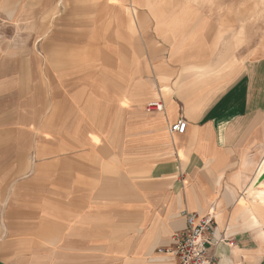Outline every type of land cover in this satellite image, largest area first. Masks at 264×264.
Wrapping results in <instances>:
<instances>
[{
	"label": "crops",
	"instance_id": "0c3cea01",
	"mask_svg": "<svg viewBox=\"0 0 264 264\" xmlns=\"http://www.w3.org/2000/svg\"><path fill=\"white\" fill-rule=\"evenodd\" d=\"M58 2L67 19L59 25ZM71 7L72 0H0V203L24 186L32 201L20 209L37 215L30 227L15 219L11 233L0 231V264H174L171 235L184 229L183 211H212L217 234L232 242L210 249L215 264H264V26L244 25L243 42L230 49L229 20L217 27L197 8L199 36L171 59L163 51L159 77L169 86L181 67L210 63L222 67L211 80L219 83L201 104L175 93L165 103L158 90L153 98L151 90L101 89L100 60L81 56L73 65ZM134 11L143 37L147 18L137 21ZM157 23V37L165 40V28L180 36L183 23ZM75 30L86 44L88 31ZM124 49L134 65L129 82L142 66L141 76L160 85L149 53ZM148 98L163 109L144 110ZM178 119L186 122L181 134L169 131Z\"/></svg>",
	"mask_w": 264,
	"mask_h": 264
},
{
	"label": "rangeland",
	"instance_id": "374dc122",
	"mask_svg": "<svg viewBox=\"0 0 264 264\" xmlns=\"http://www.w3.org/2000/svg\"><path fill=\"white\" fill-rule=\"evenodd\" d=\"M189 4L192 11L186 21L179 27L177 33L179 37H173L170 34V28H165V40L162 37H157L154 32V25L171 15H178L182 6ZM63 3L58 2L57 11L63 9ZM149 5V6H148ZM137 7L141 8L137 10ZM150 11H149V9ZM199 8L205 13L213 14L216 20L217 27H222L224 23L232 25L231 36L232 41L229 44L230 49L239 46L244 39V25L248 29L256 30L257 27L264 26V0H137L136 3L131 4L130 0H72V15L71 20L68 22L72 26L73 44L71 49V58L73 65L79 63L81 56L87 57L88 63H93L100 60L103 67V81L101 89L103 90H137V83H141L138 77L132 78L129 82L127 75L131 70H134V65L125 54L129 52L124 48L134 49L139 56L149 53L147 58L151 62L153 74L159 77L162 72L161 64H165L166 57L163 56V51H169V59L173 58L179 53V48L183 41H185L194 30L200 25L204 19L197 16ZM132 9H134L137 21L146 17L148 28L143 37L140 36L138 25L132 21ZM191 10V9H190ZM145 12L147 14H145ZM116 17L121 19V24L118 26H111L112 19ZM57 24H64L67 20L63 17V11L57 12ZM67 22V21H65ZM241 25V27H240ZM75 28H82L88 31L87 42L82 46L78 43V37ZM112 30V31H111ZM117 31V32H114ZM103 32V33H102ZM114 32V33H113ZM223 28L217 30L216 42H221L224 39ZM236 32V33H235ZM111 35L113 38H111ZM248 36H251L247 33ZM155 36L157 38H155ZM177 45H175V41ZM77 41V42H76ZM167 47H169L167 49ZM111 48V50H109ZM145 48L147 50L145 51ZM42 52V51H41ZM105 53L107 59L104 58ZM41 58H46L42 53ZM115 58V59H114ZM162 60L158 61L157 59ZM94 62V63H95ZM48 63H46L47 65ZM43 66V68H47ZM194 70L190 66L181 67L179 74L171 84L163 91H161L165 103L169 101L170 96L175 93L178 97L185 99L193 97L199 98L198 103L206 98L208 89L212 86L218 85L219 82H212L211 80L217 75L222 67L219 64H196ZM98 66L89 65V71L97 72ZM99 72V71H98ZM142 75V74H141ZM133 77V76H132ZM140 77V76H139ZM171 78V76H168ZM218 77V76H217ZM138 78V81H137ZM146 77L142 76V79ZM95 82V81H94ZM222 82V81H221ZM130 83V84H129ZM97 85V83H94ZM131 85V87H130ZM136 85V86H135ZM142 85V84H140ZM74 86V82H73ZM94 87H92L93 89ZM96 88V87H95ZM141 92H143L141 90ZM152 93V92H151ZM200 95H204L200 98ZM153 98L156 95L153 93ZM151 98L146 99L145 103L150 101ZM127 100L122 99L121 103L126 104ZM145 110V109H144ZM93 140L96 136L91 135ZM80 149L74 147L72 153H79ZM25 179H23L24 181ZM28 184H25V186ZM21 191L15 192L13 187L9 194L0 203V231L2 233H11L10 226L7 224L15 219H25L28 226H31L32 217L37 216L32 213V210L20 209L26 203L32 201V194L27 192L28 188L24 186ZM22 191H24L22 193ZM79 200V199H78ZM18 206V207H17ZM31 230H29L30 232ZM34 245H40L39 242H33ZM39 251H44L43 245H40Z\"/></svg>",
	"mask_w": 264,
	"mask_h": 264
},
{
	"label": "built area",
	"instance_id": "2783aa9c",
	"mask_svg": "<svg viewBox=\"0 0 264 264\" xmlns=\"http://www.w3.org/2000/svg\"><path fill=\"white\" fill-rule=\"evenodd\" d=\"M163 103L160 100L150 101L146 104V111H160ZM186 122L178 119L170 127L172 133H183ZM185 227L171 235V252L174 256V264H215L214 256L210 249L219 244L231 245L232 242L217 234V229L212 211L204 215L183 211Z\"/></svg>",
	"mask_w": 264,
	"mask_h": 264
},
{
	"label": "bare ground",
	"instance_id": "6f19581e",
	"mask_svg": "<svg viewBox=\"0 0 264 264\" xmlns=\"http://www.w3.org/2000/svg\"><path fill=\"white\" fill-rule=\"evenodd\" d=\"M190 6H183L180 10V13L176 16V15H171L169 19H167L166 22L163 21H159L157 23V25H171V26H176V25H180L183 23V21L186 19V17L189 14L190 11ZM204 20L200 23V25L194 30V32L185 40L186 42L191 41L192 39L196 38L197 36H199V32L202 29V26L204 25ZM184 43V44H185ZM182 46H180L179 50H181ZM143 71V67L142 66H137L136 67V72H135V77H138L141 81V83H137L136 85H138L137 89H139L140 91H145V90H151L153 91V93L156 95V91H163L165 88H167V79L166 77H157L155 79L158 80V82L160 83V85H156V80H154L153 77H151L150 79H146L143 80L141 73ZM140 76V77H139ZM153 78V79H152ZM138 81V79H137ZM130 84V83H129ZM142 84V85H140ZM135 85V86H136ZM159 86V87H158ZM126 103V102H125Z\"/></svg>",
	"mask_w": 264,
	"mask_h": 264
}]
</instances>
